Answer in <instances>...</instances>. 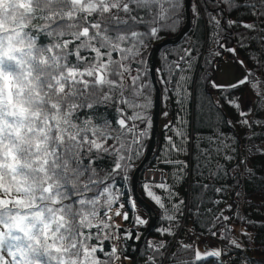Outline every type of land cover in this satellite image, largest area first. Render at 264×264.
Segmentation results:
<instances>
[{
  "label": "snow or ice",
  "instance_id": "6c2138e0",
  "mask_svg": "<svg viewBox=\"0 0 264 264\" xmlns=\"http://www.w3.org/2000/svg\"><path fill=\"white\" fill-rule=\"evenodd\" d=\"M189 7L196 27L203 23L200 37L181 31ZM234 12L250 20L233 18ZM231 28L245 30L238 34L239 47L245 41L259 45L253 67L222 41ZM175 33L183 43L174 42L171 51L166 36ZM153 41L165 49L159 67L147 58ZM225 52L233 60L221 65L217 58ZM236 65L243 71H230ZM156 83L175 98L178 112L175 123L165 124L159 179L154 172L141 185L162 221L156 229L162 239L147 241L144 264H207L212 258L214 264H234L233 251L244 253L240 264H264V254L259 260L247 255L256 245L247 227L256 225L241 209L243 202L259 212L264 192L253 205L239 179L254 175L247 164L251 155H264L255 143L256 129L264 130V0H0V264L128 259L123 243L106 248L103 241L132 239L148 223L131 193L126 203L121 197L151 127L147 111ZM201 88L207 131L193 141L183 113ZM165 168L171 170L167 178ZM189 176L197 179L186 201L176 189ZM225 177L233 183L214 187ZM209 191L230 193L233 202L220 209L223 199H206ZM129 210L132 228L112 223L113 215L128 221ZM186 213L197 222L204 217L200 234L186 229L187 239L179 235ZM234 220L245 225L242 240L233 238ZM205 233L219 243L209 244Z\"/></svg>",
  "mask_w": 264,
  "mask_h": 264
},
{
  "label": "trees",
  "instance_id": "16d2710c",
  "mask_svg": "<svg viewBox=\"0 0 264 264\" xmlns=\"http://www.w3.org/2000/svg\"><path fill=\"white\" fill-rule=\"evenodd\" d=\"M190 12V27L188 30V32L185 34V36H192V37H200L203 31V23H201L200 28L198 29L196 27V22L192 17V12L191 9H189ZM232 17H240L245 21L250 20V17L248 16H243L241 12H234L232 13ZM184 20L182 21V26L184 24ZM181 26V28H182ZM245 30L243 28H231L228 30V33L222 34L221 39L222 41L226 42L227 45L229 47H234L237 48V58H240L241 60H243L249 67H253L255 64V60L253 59V53L255 51H257L259 49V45L256 43H249L248 41H245V47H239L238 46V34L240 33H244ZM178 33L175 34H169L166 36V39L168 38H174ZM159 42L153 41L152 44L149 46L150 50ZM179 43H183V39H181L177 44ZM205 47H208L207 45H205ZM166 48L168 50L171 51H175V48L172 46H166ZM161 52L158 53L157 57H156V67L160 66V63L162 61V59L164 58L165 55V49L162 48L160 50ZM150 54V53H149ZM149 56V55H148ZM148 58V57H147ZM233 58V56L230 53L225 52L221 57L217 58V63H221L225 60H231ZM201 63H203V58H201ZM197 72H199V69H197ZM214 74V73H212ZM159 91H160V104H159V119H158V141L157 144L155 146L153 155L151 157V159L149 160L148 164H146V166L144 167L143 171L145 170H156L157 166L159 165V161L160 159L163 157V155L165 154V124L168 123L169 121L175 123V117L177 115L178 112V106L175 103V98H167L165 93H164V88L160 83H157ZM150 91H151V97H150V106L148 108L147 111V115L150 118L151 121V117H152V112H153V97H154V90L152 89V86L150 85ZM244 89H242L239 92V96L240 98H242L245 94ZM218 95V94H216ZM203 96V89L201 88L200 90H198L197 93V98L196 99H191L189 98V101L186 105L187 111L184 112L183 114L185 116H187L188 118V122H189V135L192 138L193 141H195V137L197 133H204L207 131V108H205L204 110H201V108L199 107V102L200 99ZM167 111L168 112V117L167 119L164 117V112ZM224 114L225 116L230 119V120H235V116L232 114L231 110H229L227 107H225L224 109ZM226 132L229 131V129L225 128L224 129ZM235 133L237 136H242L243 135V131L237 127L234 129ZM256 131L258 133H260L259 137L256 139L255 143L262 149H264V130L257 128ZM150 133H151V127L148 129V135L145 139V144H144V148L141 151V154L139 156L136 157V159L133 162V168L132 171L130 173V179L128 180V182L124 185V190H125V194L123 197H121V202H127L128 200V194L131 193V177L133 174L134 169L136 168V166L139 164V162L141 161V159L143 158L146 148H147V144L150 138ZM169 135H171V133H168ZM241 144V155H244V144L245 141L243 139H241L240 141ZM194 149V143L189 145V151H193ZM181 159H186V157H180ZM248 167L251 168L254 171V175L251 177H246L244 175H241L239 177L240 182L242 184V187L245 188L247 190V192L249 193L252 203L253 205H259L260 204V200L262 198L261 194L262 192H264V155H259V154H255V155H251L247 161ZM161 167H163L161 165ZM171 171L170 169L165 168V174L167 178V174L168 172ZM241 172H243V166H241ZM139 183H138V195L144 200L146 201L149 206L152 207V209L154 210V212L156 213L157 216V220H156V225L155 227L151 230V232L148 234V236L145 238L138 259H137V264H144V254H145V248H146V244L147 241L150 240H160L162 239V237H160L158 235V233L156 232V229L158 227L162 226V221H161V216H160V209L158 208V206H156L154 204V202H152L151 200H149L143 190L141 185L145 182L144 179L142 178V174L139 175ZM197 177L196 176H189L188 179L184 180L183 183L181 184L179 181H177V191L179 192V195L181 198L185 199L186 201H190L191 196H192V191L193 189L189 188L190 184H195ZM204 183H207L209 181L205 180L203 181ZM221 183H225L227 185H231L233 183V179L230 177H225L222 181H218L214 187H219ZM157 194L159 195H163V193L160 190H156ZM196 191L198 192L199 189H196ZM206 199L207 198H211V199H223V203H221L219 205L220 209H226L227 204L232 203L233 202V198L230 196V193H225L222 196L216 194L213 191H209L205 194ZM199 199V197L197 196V200ZM118 206H113L111 209V213H115L117 210ZM205 207H213V205L211 204H205ZM241 209L243 210V212L247 215L250 216L251 220L254 222V224L256 225L255 227L253 226H248L247 227V231L251 234H253L256 237V245H255V250L253 251H249L247 252V255L252 257L255 260H259L262 257V254H264V227H260L261 224H264V207H261L259 209V212L257 211L256 207H247V205L243 204V202H241ZM239 211V210H238ZM130 212V219L128 221H124L122 216H115L113 215V221L112 223H114L115 225H119L120 229H126V228H132V218H131V211ZM110 213V214H111ZM224 215H229V213L227 211L224 212ZM144 219H147V216L145 215ZM197 217L193 216V215H188L187 213L185 214V216L181 219V223L184 226L183 230L184 232L179 233V235L183 238L186 239V235L188 234L185 230L186 229H193L197 235L200 234L201 230H202V226H203V222H204V217H200V222H197ZM147 225V224H146ZM139 226L136 230H134L133 233V238L126 240V241H121L119 243H123L126 246V255L128 257L127 260H125L123 258V256H121L124 259V264H132V260H133V256H134V250H135V246L136 243L138 241V239H136V235H140L143 233L145 226ZM163 226H167L166 222H163ZM230 226L232 228H234V233L235 236L234 238L237 239H243V237L240 235V233L242 231H244L245 229V225L240 223V221L238 220H234L230 222ZM237 227L239 228L237 230ZM202 239H207L208 241H214L219 243V241L217 239L214 238H210L207 237V234L205 233V236L202 237ZM115 240L113 241H103V245L108 248L110 247V245L112 243H114ZM225 243H227L225 241ZM234 257V264H240V260L238 259V255H244V253H237L236 251H233L232 254ZM214 259H209L207 261V264H214ZM222 259H228L227 257H222Z\"/></svg>",
  "mask_w": 264,
  "mask_h": 264
},
{
  "label": "water",
  "instance_id": "95a60500",
  "mask_svg": "<svg viewBox=\"0 0 264 264\" xmlns=\"http://www.w3.org/2000/svg\"><path fill=\"white\" fill-rule=\"evenodd\" d=\"M189 8L186 9L185 12V20H184V24L181 28V31L183 32V34L185 35L190 27V12H189ZM182 38L180 37V34L178 33L174 38H168L166 39L168 42L166 44V46H170L173 45V43H178ZM162 48H157V44L152 48L148 59L150 60V62L152 64H154L156 66V57L157 54L159 53V51ZM159 104H160V91L158 88L157 83L155 84V90H154V97H153V112H152V117H151V133H150V138L147 144V148L145 151V154L143 156V158L141 159V161L139 162V164L136 166V168L133 171L132 177H131V192L132 195L134 196V198L136 199V201L138 202V206H140V208L143 210V212L146 214L147 219H148V223L145 226V229L143 231V233L141 234V239H138L136 246L134 247V256L132 257V264H137V259L142 247V244L145 240V238L148 236V234L151 232V230L155 227L156 225V220H157V216L156 213L154 212V210L152 209L151 206H149V204L144 201L137 192L138 189V183H139V175H141L144 167L146 166V164H148L149 160L151 159L154 149H155V145L157 144L158 141V119H159Z\"/></svg>",
  "mask_w": 264,
  "mask_h": 264
},
{
  "label": "rangeland",
  "instance_id": "374dc122",
  "mask_svg": "<svg viewBox=\"0 0 264 264\" xmlns=\"http://www.w3.org/2000/svg\"><path fill=\"white\" fill-rule=\"evenodd\" d=\"M170 46H172V45H170ZM152 50V49H151ZM151 52V51H150ZM159 52H161V51H159ZM158 55V54H157ZM149 57V56H148ZM237 58V57H236ZM237 59H239V60H241L240 58H237ZM233 60V58L231 59V60H225V61H223V62H221V63H219V64H221V65H223V64H225V62H231ZM237 69H239V71H243V69H241L240 68V66L239 65H236L235 66V68H232V69H230V71H232V72H236L237 71ZM243 98H244V96L241 98V101H243ZM156 146V145H155ZM142 178H143V174H144V171H142ZM153 176V175H152ZM158 179H159V177H158ZM139 213H140V215L144 218L145 217V213L143 212V210L140 208V206H139ZM184 227V226H183ZM184 229V228H183ZM182 229V230H183ZM239 228L237 227V230H238ZM182 232H184V231H182ZM182 232L180 231V233L182 234ZM236 234V233H235ZM235 234H233V238H234V236H235ZM189 235H191V233H188L185 237H186V239L188 238V236ZM208 243L209 244H211V245H217L218 243L217 242H214V241H208ZM201 247H203V245H201ZM121 264H124V259L121 257Z\"/></svg>",
  "mask_w": 264,
  "mask_h": 264
},
{
  "label": "built area",
  "instance_id": "2783aa9c",
  "mask_svg": "<svg viewBox=\"0 0 264 264\" xmlns=\"http://www.w3.org/2000/svg\"><path fill=\"white\" fill-rule=\"evenodd\" d=\"M154 172L156 173V178L158 179V177H160V174H159L158 171H156V170H146V171H144V174H143L144 181L145 180H151L152 177H153L152 175H153ZM165 177H166V174H165ZM111 214H113V213H111ZM114 243H119V242L115 241ZM232 257H234V256L232 255Z\"/></svg>",
  "mask_w": 264,
  "mask_h": 264
}]
</instances>
